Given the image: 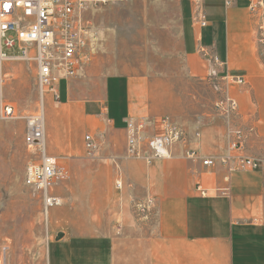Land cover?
I'll use <instances>...</instances> for the list:
<instances>
[{"label": "crops", "instance_id": "0c3cea01", "mask_svg": "<svg viewBox=\"0 0 264 264\" xmlns=\"http://www.w3.org/2000/svg\"><path fill=\"white\" fill-rule=\"evenodd\" d=\"M89 1L86 12L98 0ZM143 4L146 15H159L160 21L152 26L160 32L156 43L173 57L170 61L179 62L189 82L206 83L222 98L225 76L244 80L232 92L227 87L226 95H233L229 97L237 110L231 117L217 113L214 117L191 104L181 113L164 116L146 108L148 92L143 79L107 74L101 91L95 93L88 78L97 68L86 69L74 82L80 96L95 95L83 103L85 128L102 135L98 149L105 157L117 159L121 189L123 176L126 179L118 210L121 229L88 236L65 233L48 246V264H264V67L256 44L262 18L249 12L250 0H231L229 6L224 0H200L204 27L193 22V0H144ZM96 32L94 29L95 35H101ZM93 33L90 29V41ZM119 49L123 52V47ZM119 49L107 44L101 58L111 62V56L121 54ZM7 69L4 64L3 71ZM23 79L18 71V83ZM69 81L57 82L59 102L76 93ZM164 117L184 130L185 143L174 144L169 159L151 166L128 157V124L143 125L140 138L146 140L162 134ZM237 131L243 146L240 153L230 148ZM189 150L213 160L214 165L205 168L201 160L188 159ZM46 151L55 155L54 148ZM237 155L257 161L258 169L231 172L221 165V159ZM234 162L230 160L229 167ZM197 187L205 191L204 196ZM138 202L149 203L147 219L136 214Z\"/></svg>", "mask_w": 264, "mask_h": 264}, {"label": "rangeland", "instance_id": "374dc122", "mask_svg": "<svg viewBox=\"0 0 264 264\" xmlns=\"http://www.w3.org/2000/svg\"><path fill=\"white\" fill-rule=\"evenodd\" d=\"M143 2L106 0L105 4L97 3L86 12L85 20L92 33L96 29L101 35L93 33L88 63L75 78L69 79L71 90L76 93L68 100L55 102L50 94H41L33 63L21 59L5 63L8 66L5 82L0 84V264H48V246L55 242L58 233L88 236L121 229L118 210L126 179L123 176L122 189L115 188V182L121 178L116 174L117 170L120 173L119 163L115 158L105 157L100 149L93 158L85 153L87 134L93 135L98 147L102 139V135L85 128L88 122L83 103L95 95L80 96L74 84L85 75L86 69L97 68L98 72L88 78L94 83L95 93L101 91L107 74H130L136 76L134 80L139 77L146 81V108L151 112L170 116L194 104L195 109L217 116L214 104L221 95L206 83L194 84L184 78L179 62L170 61L173 57H168L156 43L160 32L152 26L160 18L157 14L146 15ZM107 44L117 51L123 47V52L119 49L121 54L117 52L119 57L109 58L111 62L101 58ZM4 52L8 56L18 54L16 49ZM18 71L24 74L19 83ZM221 82L225 95L227 87H231L230 92L234 86L241 88L230 80ZM133 102H137L136 96ZM6 105L15 109L13 117L2 118ZM39 110L44 115L46 148L55 149L53 157L63 174L47 189L50 197L60 201V205L48 211L42 194L24 184L26 167L35 161L32 156L35 149L28 150L24 144L25 123L27 117L37 115ZM199 121L197 118L196 122Z\"/></svg>", "mask_w": 264, "mask_h": 264}, {"label": "built area", "instance_id": "2783aa9c", "mask_svg": "<svg viewBox=\"0 0 264 264\" xmlns=\"http://www.w3.org/2000/svg\"><path fill=\"white\" fill-rule=\"evenodd\" d=\"M229 6L231 0H224ZM105 4L106 0L91 2ZM193 22L200 27L206 25L201 11L200 0H193ZM89 0H0V84L4 81L3 67L7 61L21 59L33 63L36 68L38 84L42 95L50 94L55 102H59L57 82L59 79L74 78L80 69L88 63L90 53V26L85 20V13ZM7 5V7H6ZM248 10L251 14H258L262 18L259 26L256 44L258 54L264 67V0H250ZM16 49L18 54L8 56L5 50ZM223 80H230L241 86L242 78L225 76ZM215 111L223 117H231L237 110L236 102L228 95H224L214 104ZM15 109L4 106L2 118L13 117ZM162 134L151 136L146 140L140 138L143 125L128 124L126 140V153L133 159H141L147 166L157 160L169 159L170 148L176 143H185L184 130L170 118L164 117L161 122ZM24 144L27 149H35V161L29 163L24 175V184L35 193H41L45 211L60 205L56 197H50L47 189L51 184L63 177L58 168L56 158L46 151L45 127L43 110L37 115L27 117L24 130ZM241 133L235 132L230 143L232 151H242ZM84 148L87 157L93 158L98 150L95 139L87 134L84 137ZM143 149L146 151L143 153ZM188 159L201 160L202 166L210 168L214 161L202 159L195 151L186 152ZM230 160L235 164L229 167ZM221 165L229 168L231 172L256 170L257 161L242 158L240 155L220 160ZM122 183L118 180L116 189H121ZM201 196L205 191L197 187ZM136 214L147 219L149 203H135Z\"/></svg>", "mask_w": 264, "mask_h": 264}, {"label": "water", "instance_id": "95a60500", "mask_svg": "<svg viewBox=\"0 0 264 264\" xmlns=\"http://www.w3.org/2000/svg\"><path fill=\"white\" fill-rule=\"evenodd\" d=\"M62 237H63V234H62V233H58V234L56 235L55 240L58 241V240H60Z\"/></svg>", "mask_w": 264, "mask_h": 264}, {"label": "snow or ice", "instance_id": "6c2138e0", "mask_svg": "<svg viewBox=\"0 0 264 264\" xmlns=\"http://www.w3.org/2000/svg\"><path fill=\"white\" fill-rule=\"evenodd\" d=\"M6 7H7V5H6Z\"/></svg>", "mask_w": 264, "mask_h": 264}]
</instances>
